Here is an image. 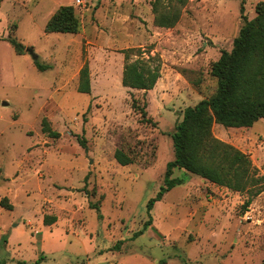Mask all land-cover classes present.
I'll return each instance as SVG.
<instances>
[{
	"label": "rangeland",
	"instance_id": "rangeland-1",
	"mask_svg": "<svg viewBox=\"0 0 264 264\" xmlns=\"http://www.w3.org/2000/svg\"><path fill=\"white\" fill-rule=\"evenodd\" d=\"M154 1L0 4V261L33 264L44 255L42 264L264 263V188L246 206L247 193L175 169L183 184L147 210L174 159L175 126L188 107L216 92L212 65L264 0H161V9L181 6L170 29L155 25ZM61 6L74 7L77 34L46 33ZM11 38L24 45L22 54ZM138 58L161 63L152 90L122 84L125 65ZM85 66L90 94L78 91ZM133 100L152 123L142 121ZM44 118L59 139L44 133ZM213 134L247 154L264 177V120L250 128L215 124ZM118 149L133 164L120 165ZM5 198L12 210L1 206Z\"/></svg>",
	"mask_w": 264,
	"mask_h": 264
},
{
	"label": "trees",
	"instance_id": "trees-1",
	"mask_svg": "<svg viewBox=\"0 0 264 264\" xmlns=\"http://www.w3.org/2000/svg\"><path fill=\"white\" fill-rule=\"evenodd\" d=\"M160 1L153 2L155 25L161 28H174L182 16L181 6L186 0H177L181 6L160 8ZM3 0H0V4ZM244 6H242V13ZM245 22L239 35L235 38L231 51H223L221 57L212 65V76L217 79L216 92L196 106L188 107L183 119L175 126L171 134L174 147V159L167 164L163 185L156 197L147 203L150 214L156 203L162 201L164 195L175 187L183 184L182 178H174V170H184L186 173L201 177L217 186L225 187L240 194L247 193L249 206L253 198L264 188V177L258 176L249 156L236 147L216 138L213 134L215 124L225 128H250L260 120H264V3L256 7V17L252 20L244 16ZM81 22L73 6H61L48 21L46 33L77 34ZM10 42L18 54L24 52V45L11 38ZM129 59V56H127ZM39 71L45 70L35 62ZM159 60L138 58L128 61L125 65L122 84L126 88L149 91L152 90L161 77ZM78 91L91 93V77L89 67L80 72ZM132 107L139 111L142 121L152 123L148 119L146 106L140 107L133 100ZM43 131L50 137L59 139L61 134L54 131L47 118L43 119ZM154 124V123H153ZM79 144L86 148L85 140L78 137ZM115 158L122 166L133 164V158L122 149H118ZM6 198L1 206L12 210L7 205ZM91 207L103 218L97 204ZM55 220H45L51 225ZM152 218L145 223L139 234H143L151 226ZM7 255V253H6ZM44 255L33 264H42ZM0 264H6L0 261ZM21 264H28L23 261ZM264 264V263H262Z\"/></svg>",
	"mask_w": 264,
	"mask_h": 264
},
{
	"label": "water",
	"instance_id": "water-1",
	"mask_svg": "<svg viewBox=\"0 0 264 264\" xmlns=\"http://www.w3.org/2000/svg\"><path fill=\"white\" fill-rule=\"evenodd\" d=\"M27 52L32 56V58L37 61L38 60V56L34 53L33 50L31 49H28ZM8 104L7 103H4V106H7Z\"/></svg>",
	"mask_w": 264,
	"mask_h": 264
}]
</instances>
